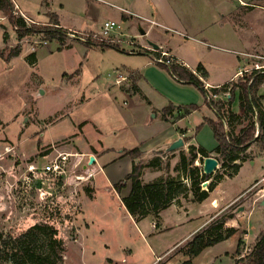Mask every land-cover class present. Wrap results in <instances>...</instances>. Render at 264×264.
Listing matches in <instances>:
<instances>
[{
	"label": "rangeland",
	"instance_id": "rangeland-1",
	"mask_svg": "<svg viewBox=\"0 0 264 264\" xmlns=\"http://www.w3.org/2000/svg\"><path fill=\"white\" fill-rule=\"evenodd\" d=\"M12 1L16 4L13 3L16 15L24 17L30 26L53 28L47 15V12H53L58 14L62 24L74 27L86 36L99 32L108 19L120 22L121 29L104 40L119 46L120 50L102 49L96 44L101 41L97 40H92L94 45L90 46L73 38H66L61 44L40 34L20 38L0 11V264H16L10 260V255L19 251L22 242L36 251L50 252V261L54 264H182L185 256L177 253L180 247L175 245L185 237L188 227L160 232L153 227L151 217L136 221L122 201L131 190V182L121 193L115 189V184L132 170L133 160L125 156L124 151L161 137L169 127L172 129L169 123L154 116L153 108L164 107L166 102L154 91L150 81L143 80L142 86L151 103L139 95L129 97L119 92L113 95L109 91L127 90L131 83L115 84L113 79L107 86L109 89H103L110 82L107 75L110 71L122 69L131 73L124 67L145 70L150 58L130 53L133 47L143 50L139 42L146 45L148 37L138 35V41L121 21L123 12L118 6L131 9L129 0ZM48 1L52 8H47L45 2ZM245 2L247 4H241L256 9L253 21H258L262 26L259 28H264V0ZM20 9L34 18L27 17ZM43 10H47L46 15ZM135 21L130 22V29L136 33L150 25L143 20L138 21L140 25ZM155 29L169 36L162 28L155 26ZM171 38V47L185 50L188 43H184L182 36ZM16 51L18 54H14ZM31 53L36 54V60H30ZM256 55L264 56L251 54L250 65L255 62ZM165 72L169 74L168 70ZM187 88L193 92L192 99H188L194 102L189 105L205 104V97L197 87ZM236 91L230 109L240 114L242 110L236 98L239 92ZM260 93L264 106V85ZM205 114L214 117L209 109ZM245 115L248 125L254 116ZM240 116L244 118V115ZM198 117H202L201 113L184 121V125L194 128L195 133L202 128L197 130L200 126L197 125ZM240 126L236 127L240 130ZM259 134H262L261 130ZM184 138L185 142L190 139ZM214 138L208 129L198 134V139L208 148L215 145ZM95 147L102 153L107 152L103 159L107 163L106 170L101 171L99 162L89 163V155ZM261 148V140L253 144L250 149L253 158L245 161L238 173L229 176L233 169L225 170L222 163L213 173L226 172L214 195L222 196L226 201L240 195L226 208V213L221 216L224 220L236 215L233 210L247 199L263 198V192L257 189L264 184V149ZM182 150L188 152L184 146L173 151L155 150L150 155L142 151L143 162L164 155L160 169L146 167L143 170V182L172 176L180 179L174 168ZM60 154L68 156L63 178L55 184H26L25 176L31 166L40 168ZM192 168L201 182V189H208L212 178L200 179L203 162L195 161ZM186 183L190 187L192 182L187 180ZM245 216L253 229L247 241H240L237 253L242 257L251 250L255 235L264 229V207L247 209ZM220 220L219 215L212 222ZM35 225L58 230L56 237L61 240V247H54L57 251L62 248L63 260L54 255L56 252L49 246V236L34 230ZM31 229L33 231L25 235ZM221 252H228V256L216 260L214 255ZM230 253L235 255V247L227 241L210 248L197 264H242ZM169 258L171 260L166 262Z\"/></svg>",
	"mask_w": 264,
	"mask_h": 264
},
{
	"label": "crops",
	"instance_id": "crops-1",
	"mask_svg": "<svg viewBox=\"0 0 264 264\" xmlns=\"http://www.w3.org/2000/svg\"><path fill=\"white\" fill-rule=\"evenodd\" d=\"M44 1L45 0H43V2ZM48 3L49 5L47 8H52L49 1L47 4ZM128 3L131 9L118 6L123 12L121 21L127 24V29L131 34L137 36L138 41H140L138 35L141 34L140 32L136 33L130 29V22L137 20L135 22L140 25L138 21H145V18L153 20L156 24L149 22L150 25L144 29L146 32L144 36H147L149 40L158 44L160 48L167 51L179 63L187 66L194 72L197 66L202 64L205 68V74L203 75L200 73L202 77L200 78L204 83H209L212 86L227 85V87L232 88L239 81H242L244 75H242L243 70L251 66V54H264V36L262 35V33H264V28H259L262 26L257 23L258 21H253V14L256 12V9H254L252 5H242L238 0H129ZM21 10L22 9H20V11ZM21 12L31 19L34 18L30 13H26V11ZM46 12L47 10H43V14L46 15ZM59 22L60 26L65 29H75L74 27L62 24L60 18ZM155 26L162 28L169 36L162 35L161 31L155 29ZM176 35L182 36L184 43H188L186 47L184 46L185 50L178 51L171 47V37L174 38ZM139 43L144 44V42ZM136 54H144L150 57V60L148 59V62H146L145 70H141V68L133 69L124 67L123 69H130L136 72V80H131V88L129 87L127 90L115 89L109 91L113 95L117 92L127 94L129 97L139 95L147 100L148 103H151L152 101L147 96L142 86L143 80L146 79L150 81L154 91L166 102L164 107L153 108L152 111L154 116L169 123L172 128H167L162 132L161 137L157 139L146 140L145 143H141L139 147L142 149L143 153L145 155H150L155 150L168 151V148L174 141L182 138L185 142L184 137L188 136L190 139L187 140L184 145L186 150L188 149L189 151L190 146L196 145L197 148H205L208 152L207 155L216 157L217 153L215 152V148L218 145L216 139L214 138L215 145L209 148L198 139V134L206 129L214 136L211 126L204 123L205 118H216L215 112L210 108L206 100V95H204L205 104H197L199 107L196 110H192L189 114L183 116L184 106H188L191 102H194L188 99V97L192 99L193 92L187 87H193L194 85L178 81L169 71V74H166L165 71H167V69L154 61L153 53L142 51ZM154 65L160 67L161 70ZM109 73H111V71ZM109 73H107L108 78H110ZM111 80L110 78L109 84L103 89H109L107 86L112 83ZM263 85L264 83L258 87L256 93L257 97H262L260 89ZM235 88L239 91L237 86ZM236 98L238 99V96H236ZM261 101L263 106V99H261ZM171 104H174L173 110L165 115L162 110ZM206 109L211 110L214 117L205 114ZM198 113H201L202 117H198L197 125H203L201 130L195 133L194 128L184 125V121L191 119L192 116L195 117ZM238 115H244V118L241 116L242 124L241 126L239 125L240 128H242L247 124L245 120L246 115L243 112ZM254 143H257V141ZM254 143H252L247 151L249 154L248 159L253 158L250 149ZM261 149H264V147ZM106 153L107 152L102 153L101 150L95 147V150L89 155V157L93 155L95 157V162H99L101 171L107 168V163L103 162ZM120 157L121 154L119 158ZM244 162L245 161L241 162L240 168ZM218 185L219 183L203 201L191 200V194H189V198L179 195L171 205L161 211L159 217L153 215L147 216L152 218L153 224L157 226L155 229L160 232L172 230L173 228L176 229L180 226L188 227L185 237L175 245V247H180L177 253L181 252L185 256L182 264L191 259L187 251V243L200 232H205L206 236L214 238L215 241L212 245L206 247L199 255L192 258L193 264H197L198 260L210 248L218 244L226 243L227 241H231V244H234L235 247V255L233 256L230 253L232 257L234 259L238 258L237 263L240 262L243 264V262L239 260L242 256L237 253L240 245L239 242L244 241V239L247 241L250 237V230L253 229L251 223L247 224L245 214L247 209L252 210L254 206L264 207V205H262L264 197L261 199H247L246 203L241 204L233 210L236 211V215L224 220L221 216L226 213V208L231 204L232 200H235L240 195L226 201L227 199H223L222 196L219 197L214 195ZM219 215L221 220L213 224L212 221H215V217ZM245 219L246 225H244ZM258 234L255 235V239ZM226 253L221 252L214 255V257L217 260L223 256H228ZM159 257L160 256H158V258ZM169 260L171 259H167L166 262Z\"/></svg>",
	"mask_w": 264,
	"mask_h": 264
},
{
	"label": "trees",
	"instance_id": "trees-1",
	"mask_svg": "<svg viewBox=\"0 0 264 264\" xmlns=\"http://www.w3.org/2000/svg\"><path fill=\"white\" fill-rule=\"evenodd\" d=\"M46 1V0H45ZM48 6L47 2H45ZM0 11L3 15L8 18L10 23L16 29L18 36L23 38L27 35L40 34L43 38H48L52 40H58L61 44L67 38V29L60 26L59 18L56 13L47 12V15L51 18L50 23L53 28L36 27L30 26L26 19L22 16H17L14 4L12 0H0ZM88 45H94L91 41L87 42ZM102 49L115 48L120 50V47L112 44L111 42L101 41L96 43ZM95 44V45H96ZM146 51L152 53L148 49H143L137 51L136 53H141ZM14 54H18L16 51ZM30 60H36V54L31 53L29 55ZM166 68L175 78L186 84H193L205 95L204 82L202 79L191 69L181 63H173L171 65L161 64ZM196 71L201 74H205V68L202 64L197 66ZM136 72L131 71V80H136ZM264 83V73L263 74H244L242 81L235 84L230 90L229 105L234 101V95L236 86L239 89L238 100L239 107L243 113L254 116L257 114V120L260 126L262 134L256 135L257 125L253 118L250 119L248 125L240 128L239 133L234 134V128L237 125L242 124V118L237 113L230 109V120L232 125V133L227 134L223 123L220 119L216 117L205 118L204 123L211 126L214 132V137L218 143L215 148L216 158L219 163H222V167L226 170L232 168L233 172L229 176L236 174L240 168L241 162L248 159L249 154L247 153L249 147L255 141H260L262 147H264V109L262 106L261 97H257L258 87ZM198 105H188L184 106L183 116L189 114L192 110H196ZM174 108V104L165 107L162 111L164 114L170 113ZM203 124L197 127L199 130ZM263 142V143H262ZM208 152L203 147H196L194 145L190 146L188 152L182 151L180 154V161L175 166V171L180 174V179L176 177H160L152 182L145 183L142 180L143 170L146 167H151L153 169L161 168V158H156L149 162H143L141 159L142 151L139 147L133 149H127L124 151L125 156H129L133 160L132 170L128 173L125 179L120 180L115 184V189L118 193L127 187L128 182H131V190L128 195L122 198L123 204L127 212L136 220L141 221L149 215L159 217L161 211L167 208L171 203L179 196L182 195L185 198H189L191 194L193 201H203L209 196V193L213 191L216 185L225 177L226 172L218 173L216 175H207L203 172L200 174L201 180H209L212 178L208 189H201V182L197 179V173L195 172L193 164L195 161H204V157L208 156ZM239 161V162H237ZM201 172V168L197 167ZM187 180H191V185L188 187L186 183ZM34 230H39L41 233L49 236L50 242L49 246L55 251L59 259L63 260V255L61 253L62 248L59 251L55 250V245L61 247V240L56 236L58 230L47 226L35 225ZM33 229L27 232L25 235L30 234ZM2 234H0V239ZM215 239L205 235V232H200L196 234L192 240L187 243V251L191 259L185 261L183 264H193L192 258L199 255L206 247L212 245ZM240 244V242H239ZM51 253L36 251L34 248H30L24 242L19 246V251L10 255V260L16 264H22L23 262H29L31 264H54L50 261ZM22 260V262H20ZM243 264H264V229L260 231L256 237L251 250L249 253L240 258ZM60 264H65L61 262Z\"/></svg>",
	"mask_w": 264,
	"mask_h": 264
},
{
	"label": "built area",
	"instance_id": "built-area-1",
	"mask_svg": "<svg viewBox=\"0 0 264 264\" xmlns=\"http://www.w3.org/2000/svg\"><path fill=\"white\" fill-rule=\"evenodd\" d=\"M238 1L240 3L247 4L245 0H238ZM144 20L152 24H156V22H154L149 18H145ZM120 29H121L120 22L109 19L102 24L100 31L96 32L92 36L91 35L86 36L84 33H80L76 30L67 29V38L78 39L84 42H89V41L92 42V40L104 41L112 33H116ZM141 45H142V49H148L153 53L154 61L159 64L171 65L175 62L176 63L178 62L173 56H171L167 51H164L162 48L154 49L150 44H148V42L146 45L144 44ZM137 51L140 50H136L133 47L130 53H136ZM255 58H256L255 62L250 67L245 68L242 72V75L246 73L253 75L264 73V63L262 62V60H264V56L256 55ZM195 73L199 77H201L200 73H198L197 71H195ZM109 77L112 80L114 79L113 81L115 84H122L124 82H127L129 84L131 83V73L126 70L114 69L113 72L109 73ZM204 89H205L206 100L210 108L215 112L216 117L222 121L226 133L231 134L233 129L230 120V105L228 104L231 88L227 87V85L212 86L209 83L205 82ZM253 119L257 125L256 135L258 136V134L260 133V126L257 120V114H254ZM236 128H234V134L237 135L239 133V129ZM67 161H68V156L65 154H60L59 156H57L54 159H51L47 164L41 166L40 168L37 166H31L29 168V174L25 176L26 184L29 185L31 182H36L40 184H44L48 182V184H55L66 174ZM262 180L264 181V177L262 178ZM256 185L257 184H255V186L253 187H256ZM257 189L263 192V197H264V184L263 186ZM153 227L156 228L157 227L156 224H153ZM244 240L246 241V239Z\"/></svg>",
	"mask_w": 264,
	"mask_h": 264
},
{
	"label": "water",
	"instance_id": "water-1",
	"mask_svg": "<svg viewBox=\"0 0 264 264\" xmlns=\"http://www.w3.org/2000/svg\"><path fill=\"white\" fill-rule=\"evenodd\" d=\"M140 34L144 36L146 34L145 30L143 28H140ZM148 44H150L154 49H159L160 46L153 42L152 40H147ZM185 145V142L182 138L177 139L174 141L170 147L168 148V151H173L176 150L180 147H183ZM95 162V157L91 156L90 157V164H93ZM220 168V163L219 160L214 157V156H206L204 157L203 161V172L207 175L213 174L217 169ZM207 184V182H205ZM262 205H264V201L262 202Z\"/></svg>",
	"mask_w": 264,
	"mask_h": 264
}]
</instances>
